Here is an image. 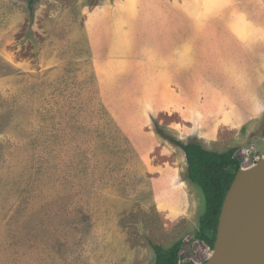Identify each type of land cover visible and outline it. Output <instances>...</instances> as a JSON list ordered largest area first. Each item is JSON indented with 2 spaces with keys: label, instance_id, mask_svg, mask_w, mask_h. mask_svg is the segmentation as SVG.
<instances>
[{
  "label": "rangeland",
  "instance_id": "374dc122",
  "mask_svg": "<svg viewBox=\"0 0 264 264\" xmlns=\"http://www.w3.org/2000/svg\"><path fill=\"white\" fill-rule=\"evenodd\" d=\"M30 3L0 0V264H154L179 240L206 264L176 142L238 101L210 145L264 158V0Z\"/></svg>",
  "mask_w": 264,
  "mask_h": 264
},
{
  "label": "water",
  "instance_id": "95a60500",
  "mask_svg": "<svg viewBox=\"0 0 264 264\" xmlns=\"http://www.w3.org/2000/svg\"><path fill=\"white\" fill-rule=\"evenodd\" d=\"M206 264H264V158L237 173Z\"/></svg>",
  "mask_w": 264,
  "mask_h": 264
},
{
  "label": "trees",
  "instance_id": "16d2710c",
  "mask_svg": "<svg viewBox=\"0 0 264 264\" xmlns=\"http://www.w3.org/2000/svg\"><path fill=\"white\" fill-rule=\"evenodd\" d=\"M33 1L30 0L31 3ZM176 144L185 152L188 179L200 188L205 198L206 208L200 217L197 237L214 248L225 197L241 169L235 158L236 148L218 152L206 149L197 142L177 141ZM152 246L156 254L154 264H194L180 261L182 250L180 240L169 248L156 244Z\"/></svg>",
  "mask_w": 264,
  "mask_h": 264
},
{
  "label": "crops",
  "instance_id": "0c3cea01",
  "mask_svg": "<svg viewBox=\"0 0 264 264\" xmlns=\"http://www.w3.org/2000/svg\"><path fill=\"white\" fill-rule=\"evenodd\" d=\"M221 36L222 37H226L227 36L226 32L222 33ZM238 36L239 35L235 34V33L231 34V37H232L231 39H233V38L235 39L236 38L238 40L239 39ZM222 102H223V100H220V103H222ZM232 103L234 104L232 107L236 106L235 109L233 110V112L232 113H228V114H221L218 124L212 126V129H211L212 135L209 138L202 137L201 135H199L201 139L197 143H200L204 148L209 149V150H214V151H218V152L224 151V150H219L216 147H211V145H214V144L216 145L220 141V139H219V131H218V134L216 133V126L219 125V127H220V126H225V125L228 124L229 127L232 129L233 127H231V125L237 127L238 125H242L244 123V120H241V119H236L235 121L233 120L232 115L236 116V115L240 114L241 118H243V115L241 114V106H240L241 104L238 101H232ZM263 112H264V106L260 107V105L256 101L249 102V111L246 110V114L249 117L252 118V117H255V116H259V114L263 113ZM233 133L236 134L237 133V129H235V132H233ZM206 144L209 145L210 147L207 146ZM231 148H234V147H231ZM187 180H189L188 177H187ZM189 182H191V181L189 180ZM191 183H193V182H191Z\"/></svg>",
  "mask_w": 264,
  "mask_h": 264
}]
</instances>
